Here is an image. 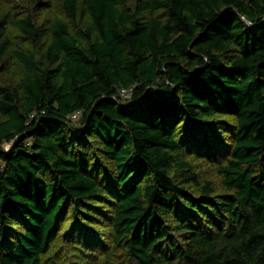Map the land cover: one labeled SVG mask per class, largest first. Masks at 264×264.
<instances>
[{
	"label": "trees",
	"instance_id": "16d2710c",
	"mask_svg": "<svg viewBox=\"0 0 264 264\" xmlns=\"http://www.w3.org/2000/svg\"><path fill=\"white\" fill-rule=\"evenodd\" d=\"M58 2L0 15V264H264V0Z\"/></svg>",
	"mask_w": 264,
	"mask_h": 264
},
{
	"label": "rangeland",
	"instance_id": "374dc122",
	"mask_svg": "<svg viewBox=\"0 0 264 264\" xmlns=\"http://www.w3.org/2000/svg\"><path fill=\"white\" fill-rule=\"evenodd\" d=\"M52 1V11L60 13L61 9L59 8V2L58 0H51ZM33 0H0V15L1 14H7L9 16L17 15V14H23L24 10H26L27 6H31ZM140 0H124L125 6L129 8H133L136 6ZM31 13H33L34 16H40L37 13V8L35 6L32 7ZM48 15V14H47ZM40 18V17H39ZM7 32L10 36V38L13 41H18V33L17 30L14 27H8ZM19 69V67H17ZM5 77L8 79H13L12 77L7 76L4 74ZM19 76V72L17 74ZM5 146H8V144H4ZM195 168L198 171V173L202 177L210 178L213 181V184L216 186L217 189L220 188L219 184V177L215 173L214 169L208 166L205 162H196ZM96 221H92L90 226L88 228L84 227L86 231H93L94 236H97L99 234V244H103L102 247L88 245L85 241H81V238H85L84 235L78 234L77 239L74 240H67V239H60L54 244L52 243L50 250L45 255L46 256V262L49 260V258L54 257L57 259V261L63 263V264H98V262L101 260V256L104 254V246L105 243L108 242V223L101 221L100 218L97 216ZM98 221V222H97ZM71 224V219H64L62 221V230L67 229L69 225ZM90 235L93 236V234L90 232ZM89 240V239H88ZM95 241L93 240V243ZM45 262V263H46ZM104 264V262H102ZM110 264V263H109Z\"/></svg>",
	"mask_w": 264,
	"mask_h": 264
},
{
	"label": "built area",
	"instance_id": "2783aa9c",
	"mask_svg": "<svg viewBox=\"0 0 264 264\" xmlns=\"http://www.w3.org/2000/svg\"><path fill=\"white\" fill-rule=\"evenodd\" d=\"M132 91H133V87H120V89H118L117 95L119 96V98H129L132 95ZM82 115V110L81 109H76L74 110L72 113H70L68 115V119L70 121H75L77 119L80 118V116ZM8 147V146H5Z\"/></svg>",
	"mask_w": 264,
	"mask_h": 264
}]
</instances>
